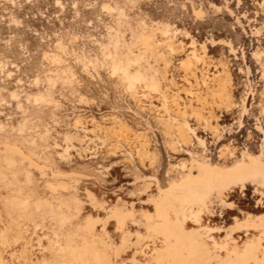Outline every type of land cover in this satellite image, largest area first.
<instances>
[{"label":"rangeland","instance_id":"obj_1","mask_svg":"<svg viewBox=\"0 0 264 264\" xmlns=\"http://www.w3.org/2000/svg\"><path fill=\"white\" fill-rule=\"evenodd\" d=\"M259 155L264 0H0L1 264H264L243 256L258 231L234 226L264 219L254 182L213 190L182 229L209 259L168 236L196 161Z\"/></svg>","mask_w":264,"mask_h":264},{"label":"bare ground","instance_id":"obj_2","mask_svg":"<svg viewBox=\"0 0 264 264\" xmlns=\"http://www.w3.org/2000/svg\"><path fill=\"white\" fill-rule=\"evenodd\" d=\"M167 31L168 30L166 28H163L160 30V33L163 36H166ZM142 39H143V43L147 45V42H145V40H149L150 37H145ZM194 45L195 42L191 41L190 46L193 47ZM189 57L197 61L199 60V58L196 56L194 51L190 52ZM142 58L144 57H141L140 55H136L132 57L126 56L122 59V61H124V63L128 66L130 64H137ZM186 64L188 68L189 67L188 64H190L189 61ZM120 70L129 84H131L133 81L136 82L141 79H144V74H142L139 69L138 70L136 69L134 73H130L127 69H121L120 67L113 68V72ZM151 88L155 89V85H151ZM185 125L188 126L187 124ZM187 129L188 128H186V130ZM191 131L192 130L190 129L189 132ZM260 156L261 155H259L258 157H248L247 163L239 162L226 170L216 167H209L204 162L199 163L198 161H196L195 164H198L199 168L201 169L199 170L203 171V175L201 178L198 175H193L190 169L189 178L184 183L181 184L182 187L187 188V192L181 198V204H179L177 211L174 212V215L177 218V224L171 229V231H169L168 236L177 239V243L178 242L184 243L185 245L190 243V245L194 249H197L198 251L203 253L202 257L204 259L206 260L209 259V255L207 254V249L204 242L198 241L197 243H195L193 241L200 239L201 234L198 231L191 232L189 237L187 236V238L190 239L191 241L187 242L185 241V233L182 231V229L185 228L188 222H193L194 223L193 225L201 226V214L206 210V200H207L206 198H208L209 193H211L213 190L217 191V194L214 195H216L218 199L223 201L221 199L223 192L237 184H241L240 186H242L245 182L250 181L264 188V161L260 159ZM9 165H11V163H9ZM202 187L204 190L208 192H202L200 190V188ZM156 209L158 212L161 211L160 207H157ZM235 220H236L235 222L236 224L234 223L235 227L236 226L238 228L243 227L242 229L246 228V229H252L258 231L259 235L257 236V238L255 237L256 242L253 243L252 241H248L243 249V256L246 257L247 260L253 261L255 260L254 253L260 250H264V246H263L264 219L262 218V216L258 217L256 215L247 214L243 220H238L236 218ZM238 228H232V229H238ZM212 229H210L207 226H204L202 228V230H205L204 233L206 234V237H209V240L211 239L210 232L213 231ZM218 229L214 227V232L215 230ZM224 230H226V228ZM231 232L229 233L227 232V234H225L226 235L225 241H230L232 244H234L235 240L231 236ZM225 245L226 243H223L221 245L214 243V246H216V248H218L219 251H224ZM232 253L236 254L234 250H232ZM78 257L79 254L75 255V258ZM199 259H200L199 257L192 256L189 260H187L183 264H200L201 262L199 261ZM1 263H2V259L0 255V264Z\"/></svg>","mask_w":264,"mask_h":264}]
</instances>
